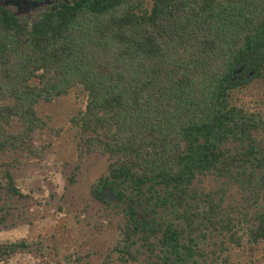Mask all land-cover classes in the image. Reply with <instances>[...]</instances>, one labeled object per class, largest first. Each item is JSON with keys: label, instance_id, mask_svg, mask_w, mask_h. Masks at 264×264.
I'll return each mask as SVG.
<instances>
[{"label": "trees", "instance_id": "1", "mask_svg": "<svg viewBox=\"0 0 264 264\" xmlns=\"http://www.w3.org/2000/svg\"><path fill=\"white\" fill-rule=\"evenodd\" d=\"M144 1L78 0L31 25L0 13V152L26 148L47 126L39 101L81 86L86 105L71 119L85 134L81 146L111 158L92 185L94 199L110 204L111 192L122 202L130 192L192 227L196 181L234 177L255 206L249 236L264 240V144L255 136L264 114L230 102L233 90L264 78V0H152L150 8ZM0 174V187L22 194L7 166ZM204 194L205 217L228 227ZM125 215L123 257L140 233L145 243L179 246L182 228L143 219L136 204ZM29 244H0V259Z\"/></svg>", "mask_w": 264, "mask_h": 264}, {"label": "rangeland", "instance_id": "2", "mask_svg": "<svg viewBox=\"0 0 264 264\" xmlns=\"http://www.w3.org/2000/svg\"><path fill=\"white\" fill-rule=\"evenodd\" d=\"M144 2L151 7L152 0ZM86 100L84 89L75 86L52 101H39L36 111L47 126L33 134L26 148L0 152V170L9 168L22 193L12 195L0 187V244L30 243L0 259V264H264V240L253 241L248 233L257 224L255 206L237 178L208 174L196 181L200 194L192 199L198 213L192 227L177 220L170 207L155 205L143 196L131 199L130 192L122 202L111 192L110 204L94 199L92 185L107 172L111 158L81 146L85 134L71 119L85 108ZM230 102L264 114V78L233 90ZM255 136L264 144V130ZM1 174L0 181L5 183ZM204 193H210L219 205L216 218L231 220L228 227L205 217ZM134 204L143 219L166 220L182 228L175 250L166 249L155 237L153 244L145 243L140 233L133 237L132 255L120 254L117 245L125 209Z\"/></svg>", "mask_w": 264, "mask_h": 264}, {"label": "flooded vegetation", "instance_id": "3", "mask_svg": "<svg viewBox=\"0 0 264 264\" xmlns=\"http://www.w3.org/2000/svg\"><path fill=\"white\" fill-rule=\"evenodd\" d=\"M78 0H0V13L8 11L22 24L35 21L46 10H56L62 4H75Z\"/></svg>", "mask_w": 264, "mask_h": 264}]
</instances>
